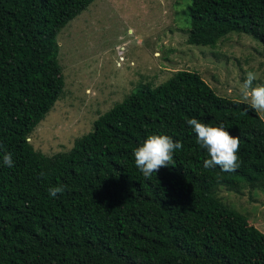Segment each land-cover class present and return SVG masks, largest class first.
I'll return each instance as SVG.
<instances>
[{
  "label": "trees",
  "instance_id": "16d2710c",
  "mask_svg": "<svg viewBox=\"0 0 264 264\" xmlns=\"http://www.w3.org/2000/svg\"><path fill=\"white\" fill-rule=\"evenodd\" d=\"M95 1L0 0V264H264V233L218 197L264 189V117L198 73L139 86L69 152L30 142L64 94L57 38ZM188 16L189 45L246 34L264 56V0H191ZM192 118L239 137L235 171L204 167ZM150 135L183 148L145 178L134 150Z\"/></svg>",
  "mask_w": 264,
  "mask_h": 264
},
{
  "label": "rangeland",
  "instance_id": "374dc122",
  "mask_svg": "<svg viewBox=\"0 0 264 264\" xmlns=\"http://www.w3.org/2000/svg\"><path fill=\"white\" fill-rule=\"evenodd\" d=\"M190 5L191 0H96L70 22L57 38L64 94L30 137L34 148L47 156L69 152L93 131L95 120L139 86L157 87L182 70L242 102L248 71L258 76L253 86L264 85L263 45L252 37L231 33L215 47L187 43ZM222 190L223 203L264 233V189Z\"/></svg>",
  "mask_w": 264,
  "mask_h": 264
},
{
  "label": "clouds",
  "instance_id": "9594fccd",
  "mask_svg": "<svg viewBox=\"0 0 264 264\" xmlns=\"http://www.w3.org/2000/svg\"><path fill=\"white\" fill-rule=\"evenodd\" d=\"M258 76L253 71H248L241 94L243 100L257 113H264V85L253 86ZM197 136V143L202 149H206L209 159L204 161L205 168L219 166L225 172L235 171L239 166L240 149L239 137H233L221 124L209 126L192 118L186 121ZM183 148L180 141H174L167 135H150L134 150L135 166L140 170L143 177L150 178L163 167L174 165V153ZM2 162L5 166L12 167L14 164L12 153L2 154ZM65 190L63 184L48 189L51 197Z\"/></svg>",
  "mask_w": 264,
  "mask_h": 264
}]
</instances>
